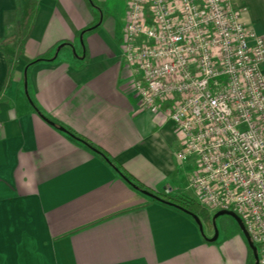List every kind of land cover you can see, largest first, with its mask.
Listing matches in <instances>:
<instances>
[{
    "label": "crops",
    "instance_id": "1",
    "mask_svg": "<svg viewBox=\"0 0 264 264\" xmlns=\"http://www.w3.org/2000/svg\"><path fill=\"white\" fill-rule=\"evenodd\" d=\"M231 1L264 38V0ZM128 5L41 0L19 55V40L1 43L17 2L0 0V264H255L241 231L213 241L163 202L190 197L180 169L193 165L177 158L175 124L134 92Z\"/></svg>",
    "mask_w": 264,
    "mask_h": 264
},
{
    "label": "built area",
    "instance_id": "2",
    "mask_svg": "<svg viewBox=\"0 0 264 264\" xmlns=\"http://www.w3.org/2000/svg\"><path fill=\"white\" fill-rule=\"evenodd\" d=\"M231 0H129L124 61L139 104L164 112L209 212L241 219L264 264V38Z\"/></svg>",
    "mask_w": 264,
    "mask_h": 264
},
{
    "label": "trees",
    "instance_id": "3",
    "mask_svg": "<svg viewBox=\"0 0 264 264\" xmlns=\"http://www.w3.org/2000/svg\"><path fill=\"white\" fill-rule=\"evenodd\" d=\"M16 2H17V17L14 24L15 34L9 37L8 39L1 41V43L6 45L16 40H19L18 53L20 55L23 52L24 46L30 39L31 33L34 29L35 22L39 14L41 0H29V5L27 10L25 9L23 0H16ZM36 62L38 61H35L34 63ZM76 138L82 141L83 143H85L87 146H89L96 152L103 155L105 158H108V155L102 149L95 147L85 138L78 136ZM119 172L121 173L122 171ZM123 177L132 185H135L136 187L140 186L138 181H136V179L132 175L125 173L123 174ZM153 199L158 200V198H153ZM163 202L181 211H184L185 213L191 216L193 215L198 216L203 221V223L209 227V229L214 228L213 217L211 213L206 208L201 206L196 200L187 196H183L177 199H165Z\"/></svg>",
    "mask_w": 264,
    "mask_h": 264
},
{
    "label": "rangeland",
    "instance_id": "4",
    "mask_svg": "<svg viewBox=\"0 0 264 264\" xmlns=\"http://www.w3.org/2000/svg\"><path fill=\"white\" fill-rule=\"evenodd\" d=\"M180 171L182 173V180L185 181L186 182L185 185H187V181H188V179L190 177V173L193 172V167H191V168H183V170L181 168ZM184 193L187 194L188 196H190L192 199H194V200L196 199V192L194 190L189 189L187 191H184ZM211 215L214 218L216 213H213V214L211 213ZM202 223H203V221H202ZM216 225H217V229L219 231V235H221V239L223 237H225V235H226V237H233V235H236L240 231V227L237 224V222L233 218L228 217V216H223V217L218 218L216 220ZM203 226H204V231L205 232L209 231V227L208 226H206L204 223H203ZM213 236L214 237L216 236L215 228H213ZM257 253H258V251H257Z\"/></svg>",
    "mask_w": 264,
    "mask_h": 264
},
{
    "label": "water",
    "instance_id": "5",
    "mask_svg": "<svg viewBox=\"0 0 264 264\" xmlns=\"http://www.w3.org/2000/svg\"><path fill=\"white\" fill-rule=\"evenodd\" d=\"M147 195H149L150 197L152 198H158L156 196H154L153 194L149 193V192H145ZM158 200H160V198H158ZM223 216H228V217H231L233 218L237 224L239 225L240 227V231L243 232V236L246 240V244L249 245V249L251 250L252 252V255L254 257V261H255V264H259L258 260H259V256H258V253H257V249H256V245L252 243L250 237H249V233L245 230L243 224H242V221L241 219L238 218V216L234 213V212H231V211H220L218 213H216V215L214 216L213 218V223H214V228H215V231H216V236L214 237L213 241L217 240L218 236H219V231L217 229V225H216V220L220 217H223ZM195 221L198 223V225L200 226L201 230H203V223L201 221V219L196 216V215H193L192 216Z\"/></svg>",
    "mask_w": 264,
    "mask_h": 264
}]
</instances>
